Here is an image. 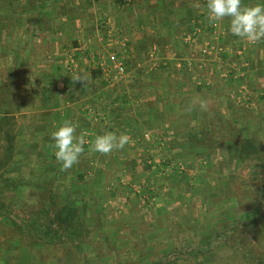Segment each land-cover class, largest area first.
Wrapping results in <instances>:
<instances>
[{"label":"rangeland","instance_id":"rangeland-1","mask_svg":"<svg viewBox=\"0 0 264 264\" xmlns=\"http://www.w3.org/2000/svg\"><path fill=\"white\" fill-rule=\"evenodd\" d=\"M263 44L251 53L262 60ZM248 72L201 112L186 158L155 161L123 191L109 178L88 193L82 161H57L49 118L37 129L35 115L2 108L0 210L35 231L0 213V264H264V65Z\"/></svg>","mask_w":264,"mask_h":264},{"label":"crops","instance_id":"crops-1","mask_svg":"<svg viewBox=\"0 0 264 264\" xmlns=\"http://www.w3.org/2000/svg\"><path fill=\"white\" fill-rule=\"evenodd\" d=\"M206 2L0 0V110L23 120L35 115L37 129L46 125L44 115L52 130L72 120L76 134H84L77 162L83 163L88 193L109 178L116 189H131L147 165L187 157L182 151L195 145L202 119L198 106L189 110L194 100L206 98L209 108H218L223 82L233 76L243 84L253 65H264L251 54L258 42L233 36L227 18L208 21ZM209 42H219L225 52L206 53ZM69 44L73 51L64 56ZM45 64H51L50 74L42 73ZM16 66L24 71L10 75ZM78 75L86 80L74 81ZM105 131L126 132L130 142L108 154L92 151L95 136Z\"/></svg>","mask_w":264,"mask_h":264},{"label":"clouds","instance_id":"clouds-1","mask_svg":"<svg viewBox=\"0 0 264 264\" xmlns=\"http://www.w3.org/2000/svg\"><path fill=\"white\" fill-rule=\"evenodd\" d=\"M207 18L210 23H219L228 19V31L236 37L247 40L249 43L264 41V0L245 4L243 0H207ZM73 80L85 81V76H75ZM200 111H209V101L206 98L194 100L189 105ZM77 124L65 119L51 132L54 142V155L60 162L62 169L71 168L84 152V134H76ZM130 142L126 132L117 134L115 131H105L97 134L91 144V150L108 154L114 149H123Z\"/></svg>","mask_w":264,"mask_h":264},{"label":"built area","instance_id":"built-area-1","mask_svg":"<svg viewBox=\"0 0 264 264\" xmlns=\"http://www.w3.org/2000/svg\"><path fill=\"white\" fill-rule=\"evenodd\" d=\"M205 52L208 54H218V53H222L225 52V47L222 46L221 44H219V42H209L206 44V48H205ZM118 69L120 72H124L125 71V66L123 63H119L118 64Z\"/></svg>","mask_w":264,"mask_h":264},{"label":"trees","instance_id":"trees-1","mask_svg":"<svg viewBox=\"0 0 264 264\" xmlns=\"http://www.w3.org/2000/svg\"><path fill=\"white\" fill-rule=\"evenodd\" d=\"M147 166H148V167H151L150 165H147ZM263 195H264V192H263ZM0 213H3V214L8 215V217L10 218V220H11L16 226H18V227H20V228L25 227V228H27V229H29V230H31V231H35L33 227H31V226H27L26 224L20 223V222H18L17 220H15V219H14L9 213L7 214L6 212H3V211H1V210H0ZM77 247H78L81 251H83L81 244H77ZM82 253H84V252H82Z\"/></svg>","mask_w":264,"mask_h":264}]
</instances>
